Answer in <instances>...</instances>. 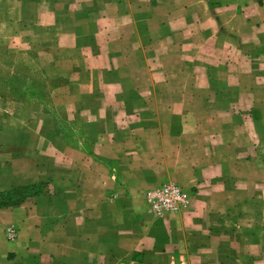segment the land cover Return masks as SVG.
I'll return each instance as SVG.
<instances>
[{
  "label": "crops",
  "instance_id": "0c3cea01",
  "mask_svg": "<svg viewBox=\"0 0 264 264\" xmlns=\"http://www.w3.org/2000/svg\"><path fill=\"white\" fill-rule=\"evenodd\" d=\"M0 44L60 80L0 95V264H264V0H0Z\"/></svg>",
  "mask_w": 264,
  "mask_h": 264
},
{
  "label": "rangeland",
  "instance_id": "374dc122",
  "mask_svg": "<svg viewBox=\"0 0 264 264\" xmlns=\"http://www.w3.org/2000/svg\"><path fill=\"white\" fill-rule=\"evenodd\" d=\"M25 58H27V57L24 56V58H21V57H17L16 55H12L11 52L9 51V48L7 45L0 44V95L3 97L4 100L11 98V97H14V98L18 97L20 99H23V98H21L22 95H26L27 93L35 94V91L32 88L25 86V85L30 84V79H32L33 77H37V78L42 79L44 81L45 80L46 81L50 80V81H54V82L60 81L59 78L56 77V75H57L56 71H53V70H49V72H47L46 74L28 72L22 66V64H24L27 61ZM59 66H60V64H59ZM14 74H18L17 77H19V79L17 81H14V82H16V84H22L23 79H25L24 80V89L20 88L22 91L20 94H17V95L12 93V90L8 87L9 83H11L9 79L11 78V76H14ZM65 79H67V78H65ZM3 83H5L6 86H3ZM44 90H45V93L41 92V93H37L36 95L37 96L39 95V97H41V100H43V103L45 101V104L49 105L50 104V102H49V86ZM61 90L62 89L55 90L56 91L55 96H60L61 94L66 95V92L64 90H63V92H61ZM43 95H45V98H42ZM52 107L55 108L54 103H52ZM57 123H58V125L61 124L60 126H62V124H64V128L67 129L68 131L72 132V130L70 128L71 127L70 124L67 125L61 120L57 121ZM66 137H69V136H66ZM69 138H71V137H69ZM142 195H143V193H142Z\"/></svg>",
  "mask_w": 264,
  "mask_h": 264
},
{
  "label": "built area",
  "instance_id": "2783aa9c",
  "mask_svg": "<svg viewBox=\"0 0 264 264\" xmlns=\"http://www.w3.org/2000/svg\"><path fill=\"white\" fill-rule=\"evenodd\" d=\"M142 196L152 218H160L166 214L184 210L190 201L188 192L177 182L171 180L149 186L144 190ZM5 233L6 237L11 240L16 236L15 230L11 226L6 227ZM178 264L190 263L185 257H181Z\"/></svg>",
  "mask_w": 264,
  "mask_h": 264
},
{
  "label": "trees",
  "instance_id": "16d2710c",
  "mask_svg": "<svg viewBox=\"0 0 264 264\" xmlns=\"http://www.w3.org/2000/svg\"><path fill=\"white\" fill-rule=\"evenodd\" d=\"M17 75L18 74H14V76H11V78L9 79L11 83H9L8 85V87L12 90V93H14L15 95L20 94L22 91L21 89H24L25 80L23 79L22 84H16V82L14 81H17L19 79ZM45 85L46 82L44 80L39 79L37 77H33L32 79H30V84L25 86L32 88L35 91V94H37L41 92L45 93ZM3 86H6V84L3 83ZM42 98H45V95H43ZM38 191V186H28L13 188L4 193H0V207L16 205L20 201H22L25 196H28L30 194H36Z\"/></svg>",
  "mask_w": 264,
  "mask_h": 264
}]
</instances>
